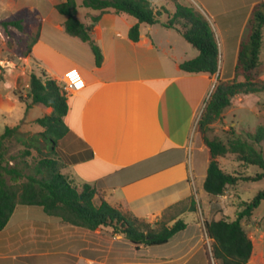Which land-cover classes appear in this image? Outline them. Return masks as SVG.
I'll return each instance as SVG.
<instances>
[{
    "label": "crops",
    "instance_id": "0c3cea01",
    "mask_svg": "<svg viewBox=\"0 0 264 264\" xmlns=\"http://www.w3.org/2000/svg\"><path fill=\"white\" fill-rule=\"evenodd\" d=\"M2 1L12 14L26 11L28 23L35 17L38 38L24 58L22 70L0 72V135L14 126L28 132L38 119L32 116L37 106L27 110L13 95L26 66L36 65L35 74L44 72L58 84L65 72L78 69L84 87L67 96L64 117L69 128L66 139L82 145L85 158L67 165L73 167L74 183L91 184L96 189L94 201L103 200L127 216L151 225L164 221L168 227L182 220L185 228L163 245L135 247L114 240L104 250L93 246V239L79 240L76 234L63 237L61 231L71 226L47 214L48 218L31 215L36 206L18 205L0 232V264H211L210 259L215 264L213 241L204 227L210 215V198L203 189L209 153L195 124L217 75L179 70L177 66L196 58L198 51L189 53L181 34L162 25L174 13L176 3L189 6L186 1L152 0L156 10L164 8L165 12L159 16L161 23L140 25L137 42L128 37L137 19L113 11L101 14L91 34L103 56L99 67L89 44L65 32L66 17L55 8L65 0ZM76 1L80 5L81 0ZM191 1L207 12L223 74L226 48L237 49L252 8L264 0ZM97 14L77 8V18L84 24ZM240 17H244L241 22ZM232 23H236L234 27ZM235 62L236 55L228 61ZM260 79L264 81V77ZM50 113V109L43 111L44 115ZM249 219L241 222L252 243L247 264H264L263 236L255 239L246 231Z\"/></svg>",
    "mask_w": 264,
    "mask_h": 264
},
{
    "label": "trees",
    "instance_id": "16d2710c",
    "mask_svg": "<svg viewBox=\"0 0 264 264\" xmlns=\"http://www.w3.org/2000/svg\"><path fill=\"white\" fill-rule=\"evenodd\" d=\"M78 7L91 9L99 14L92 16L91 21L84 24L77 18ZM55 8L66 17L65 32L89 44L97 67L101 65L103 56L100 48L92 41L91 34L101 14L113 11L126 13L137 19V23L128 32L129 39L137 42L140 25L161 23L159 16L165 12L164 8L156 10L152 0H81L80 5L76 0H65ZM244 17L238 21L241 22ZM24 21V17L8 19L1 22V25L7 34L10 33V28L23 32ZM240 22L237 28L240 27ZM234 24L236 23H232L233 27ZM162 25L178 31L198 51L196 58L179 64V70L188 74L204 73L211 77L217 75V83L198 121V131L209 153L203 189L210 198V214L214 216L204 220V227L207 236L213 241L211 253L214 260L219 264H247L252 253V243L241 222L250 218L253 211L264 201V189L252 201H242V209L240 208L233 220L215 217L222 213L217 199L224 195L228 187H234L241 181L257 182L264 179V156L257 148L264 139V127L259 126L253 134L248 133L246 138L233 137L226 143L218 137L208 138L206 132L222 116L234 97L264 93V82L255 80V71L260 66L264 44V1L252 8L246 24L247 31L237 49L226 48L223 74L219 71V50L215 33L202 14L191 6L176 3L174 13ZM237 35L235 33V40ZM37 38L38 33L28 47V55ZM230 42L233 43V39ZM235 55V64H229L228 61L232 62ZM2 71L0 66V72ZM231 73L233 77L229 78ZM27 85L25 96L18 95L16 91L13 95L25 104L27 110L32 106H40L50 109L51 113L35 121L43 129L35 136L21 133L19 126L6 127L0 135V232L18 205L40 207L45 214L59 218L64 225L91 233L109 228L113 234L121 235L124 241L135 247L166 244L173 235L185 228L182 220L176 221L171 227L164 221L151 225L121 213L103 200L97 204L94 201V186L88 183L77 185L63 174L61 169L67 165L85 161L80 148L82 145L64 141L69 134V128L64 123L68 112L67 97L61 84L44 72L40 75L31 72ZM13 137L24 147L23 156H29L30 149L39 150V138L48 145L49 156L40 158L33 166H22L17 157L9 154L8 142ZM228 154L235 155L244 167H258L262 170L261 173L250 176L225 172L217 159Z\"/></svg>",
    "mask_w": 264,
    "mask_h": 264
},
{
    "label": "rangeland",
    "instance_id": "374dc122",
    "mask_svg": "<svg viewBox=\"0 0 264 264\" xmlns=\"http://www.w3.org/2000/svg\"><path fill=\"white\" fill-rule=\"evenodd\" d=\"M185 1L189 6L194 8L207 19L204 14L207 12L201 7V5L196 4L191 0ZM6 5L7 4L5 1L0 0V66L3 70L6 68H16L18 70H22L23 66L25 65L24 58L28 56V47L32 39L38 33V25L36 23L35 17L30 18L29 23L27 22L26 11H20L12 14L10 10L8 11ZM22 17H24L25 19L23 24V32L18 31L16 28H10L9 34L4 31L1 22L8 19H19ZM165 19H167V17H165ZM185 44H187L190 50L189 53L197 52L191 45H189L188 43ZM24 71L25 76L21 78L17 88L15 89L17 94L20 96H25L27 93L28 86L26 87V85L28 83L30 73L34 71V73H38V69L34 64L26 66V70ZM260 77H264V44L261 53V63L255 71V80L262 81ZM204 106L195 124V132L201 137V139L202 135L198 131V121L204 110ZM44 110L45 109L43 107L37 106L32 112V116L41 118L44 116ZM259 126L264 127V93L246 96L240 95L232 99L230 106L223 111L222 116L209 127V130L206 132V136L210 139L218 137L224 143H226L233 137L246 138L248 133L253 134ZM29 129L30 130L28 132H24L21 131L19 127V131L21 133L29 136H35L43 130L36 122L34 125L30 126ZM64 141L69 143V139H66ZM8 145L10 147L9 154L11 156L17 157V161H20L22 163V166H33L40 158L49 156V147L40 138L37 143L39 150L35 148L30 149L31 154L29 156L22 155L24 147L20 143H18V141H16L14 137L11 138V140L8 142ZM257 148L262 151L264 156V139L257 145ZM217 160L219 166L225 172L230 174L240 173L244 175L254 176L261 173L262 171L256 166L244 167L237 161L236 156L232 154H228L225 157L218 158ZM10 164H12V162ZM61 172L64 174H68L69 176L67 177L72 180L71 173H73V167L61 169ZM263 189L264 179L257 182L241 181L234 187H228L224 195L218 197L217 199V202L222 207V213L215 217H224L233 220L236 216V213L241 208V202L252 201L257 193L259 191H262ZM95 202L98 203L97 201ZM44 214L45 213L41 208H31V215H35V217L42 218L43 216H45V218H48V216ZM209 217L214 216L210 214L207 218ZM247 219H245L244 222H246ZM249 220L250 226H245L246 231L252 233L255 239H259L260 235H262L263 237L261 239V243L264 249V201H262L259 207L253 211L252 216ZM61 232H63V237L66 238L68 236L76 234L75 237L79 240L83 238L93 239V246L104 250L105 248H111L112 242H114V240L124 241L121 235L113 234L111 232V229L109 228L91 233L84 229L68 227L67 229H63ZM66 246H68V243ZM210 262L212 264L211 259ZM54 263L55 261L49 262V264Z\"/></svg>",
    "mask_w": 264,
    "mask_h": 264
},
{
    "label": "built area",
    "instance_id": "2783aa9c",
    "mask_svg": "<svg viewBox=\"0 0 264 264\" xmlns=\"http://www.w3.org/2000/svg\"><path fill=\"white\" fill-rule=\"evenodd\" d=\"M60 84L62 91L67 97L71 93L81 90L84 87V80L79 70L73 68L65 72Z\"/></svg>",
    "mask_w": 264,
    "mask_h": 264
}]
</instances>
